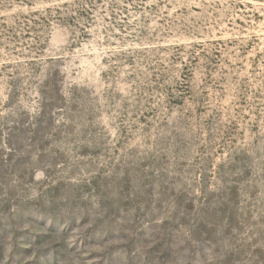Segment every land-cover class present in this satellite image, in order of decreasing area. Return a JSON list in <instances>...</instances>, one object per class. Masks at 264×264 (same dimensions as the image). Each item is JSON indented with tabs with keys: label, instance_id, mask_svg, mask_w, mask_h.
I'll use <instances>...</instances> for the list:
<instances>
[{
	"label": "rangeland",
	"instance_id": "1",
	"mask_svg": "<svg viewBox=\"0 0 264 264\" xmlns=\"http://www.w3.org/2000/svg\"><path fill=\"white\" fill-rule=\"evenodd\" d=\"M0 264H264V0H0Z\"/></svg>",
	"mask_w": 264,
	"mask_h": 264
}]
</instances>
